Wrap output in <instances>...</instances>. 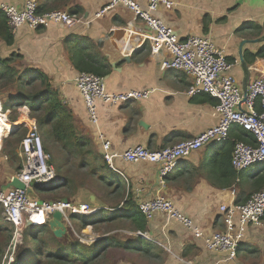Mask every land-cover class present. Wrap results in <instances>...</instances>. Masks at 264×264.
<instances>
[{
	"label": "crops",
	"instance_id": "0c3cea01",
	"mask_svg": "<svg viewBox=\"0 0 264 264\" xmlns=\"http://www.w3.org/2000/svg\"><path fill=\"white\" fill-rule=\"evenodd\" d=\"M107 1L38 0V6H43L41 11L67 10L90 17ZM171 1L172 8H162L157 15L181 39L191 35L210 38L224 50L227 59H231V72L240 83L242 70L239 65V43L243 39H252V33L248 34L252 29L256 36L264 32V0ZM0 2L22 9L25 0ZM203 22L206 31L203 30ZM248 24L262 29L259 32L258 28H248ZM147 32L143 22L133 21L128 10L117 7L89 25L66 28L62 24H51L36 29L22 26L13 33L12 45L6 47L10 54H19V68L36 69L47 76L51 89L57 92L59 100L70 112L76 134L85 142L80 148L86 147L90 154L101 156L102 139L110 142L112 152L121 153L135 145L155 150L194 138L218 122V100L206 93L188 95L186 92L192 78L180 70L161 67V63L171 56L166 49H155L145 37ZM75 43L83 47L79 53L82 59L90 56L94 62L106 67L102 77L108 91H148L147 96L120 105L96 101L98 123L93 125L88 120L74 81L77 73L81 72L74 68L72 62V54L78 50ZM263 44L248 42L243 46V52H256ZM263 60L264 57H258L245 62L250 70L249 81L258 75ZM22 107L24 111L26 105ZM140 121L147 127L140 126ZM46 143L49 141L44 136L45 149ZM50 143L58 145L52 141ZM219 145L212 142L180 159L178 166L166 177L164 186L158 183L156 164L131 163L115 158L114 164L120 170L117 173L105 163L104 168L96 172L101 184L90 193L94 195L93 206L100 208L99 212L94 215H73L72 221L84 217L91 219L92 216H95L92 219H97L100 214L116 216L115 221L120 224L114 233L118 234V238L127 236L130 239L116 241L115 244L128 240L134 244L139 239L149 241L190 263L264 264V228L259 226L246 227L233 260L205 248V240L213 232L224 229L219 206L242 203L253 192L264 187V178H261L264 176V164L253 165L241 172L238 182L220 177L213 161ZM107 176L106 181L104 178ZM157 193L170 199L181 213L193 220L200 230L199 237L161 213H156L149 220L143 217V230L132 221L134 212L131 208ZM71 202L86 203L80 199ZM31 223L28 221L27 225ZM85 226H90L87 228L89 235L97 236L94 243L100 244L99 236L92 231L91 225ZM138 231L145 236L137 235ZM66 233L72 236L69 230ZM113 240L111 237L102 239L105 242Z\"/></svg>",
	"mask_w": 264,
	"mask_h": 264
},
{
	"label": "built area",
	"instance_id": "2783aa9c",
	"mask_svg": "<svg viewBox=\"0 0 264 264\" xmlns=\"http://www.w3.org/2000/svg\"><path fill=\"white\" fill-rule=\"evenodd\" d=\"M172 6L171 0H108L94 12L93 16L86 17L67 10L40 12L37 11L38 0H25L22 9L0 2V11L4 13L8 27L14 33L22 26L36 29L51 24H62L66 28L79 24L89 25L95 19L113 12L117 7H122L132 14L133 21L143 22L148 30L145 37L155 49L163 48L169 52L171 58L163 61L161 67L180 70L192 78V83L186 92L188 95L206 93L218 100L216 105L218 122L198 136L174 145L155 150L143 145H135L117 153L111 151L109 141L102 139L101 157L111 170L120 173L114 164L115 158L131 163H153L158 166V183L164 186L166 177L178 166L180 159L212 142L222 144L229 139L230 132L235 126L243 128L253 137V143L234 141L231 165L235 172H243L253 165L264 164V60L262 69L257 71L258 75L248 82L246 99L242 100L240 83L231 72L232 63L227 60L224 50L206 36L191 35L183 39L179 38L173 28L157 15L160 9H171ZM74 81L84 102L88 120L93 125L98 123L96 101L120 105L144 98L149 93L137 90L110 92L101 75L87 71L78 72ZM257 100L260 111L256 110ZM0 114L10 121L9 109L4 111L1 102ZM21 124L26 129L18 144L21 164L9 181L17 177L25 188H30L32 192L33 186L44 188L55 185L61 178L57 176L50 162L51 157L45 150L41 129L37 126L35 118H27ZM10 132L11 130L8 132L0 130V133H3L0 137V147L2 140ZM236 181L238 182V179ZM0 205L4 218L11 228L8 245L11 253L6 264H13V255L23 242L24 228L30 221L25 219V216L47 223L52 218V214L59 211L65 229L69 230L77 241L89 245L97 240L94 235L87 233V228L90 226H85L86 229H78L72 221L73 215H94L99 212L100 208L89 203H74L66 200L43 201L25 190L10 187L0 189ZM137 207L146 220L151 219L156 213H161L190 230L195 237L200 236V230L193 220L181 213L170 199L160 193L139 201ZM219 211L224 229L213 232L205 240L204 245L208 251L221 253L226 259L233 260L246 227L255 225L264 228V187L253 192L242 203L220 205ZM136 234L145 236L140 231ZM14 264H17L16 260Z\"/></svg>",
	"mask_w": 264,
	"mask_h": 264
},
{
	"label": "rangeland",
	"instance_id": "374dc122",
	"mask_svg": "<svg viewBox=\"0 0 264 264\" xmlns=\"http://www.w3.org/2000/svg\"><path fill=\"white\" fill-rule=\"evenodd\" d=\"M57 10V9H55ZM256 31V30H255ZM252 33V34H251ZM251 34L250 38L255 39L254 29L248 31ZM264 32L262 31V35ZM4 41L0 38V57L11 58L10 66L14 65L16 68V74L11 77L7 76L2 81H0V102L12 103L9 109V120L11 122H18L22 117L34 118L29 115V108L24 99H20L18 91H22L24 94H34L40 91L43 86L41 85L39 79H36L29 85H24L29 79L26 73V69L19 68L20 58L19 54L8 52V47ZM10 46V45H9ZM13 66V67H14ZM4 69L0 67V73ZM238 80V79H237ZM10 82V83H8ZM12 82V83H11ZM21 83L23 86H21ZM21 86V89L20 87ZM26 105L25 110L22 111V106ZM38 114V113H37ZM12 116L16 117V121L11 119ZM22 122L16 124V129L19 127V132L15 135L9 133L1 143L0 147V189L5 188L6 184L9 182L11 176L17 172L19 165L21 164V157L18 153V139H21L26 133L25 126L21 124ZM49 126L45 125L41 129V134L49 141L46 143V151L51 157V164L53 165L57 176L61 178L54 187H58L51 191H44L43 187H34L33 194L40 200L43 201H77L80 199L82 202H89L88 195L92 193V189L96 190L101 184V178L96 177L97 170H102L104 168L105 162L102 160L101 156H94L89 153V149L79 148L74 154L68 155L63 151L58 145L50 143V136L48 135ZM15 155H12L14 154ZM250 168V167H249ZM253 168L249 169L252 170ZM106 171L104 172V174ZM101 174L100 176H103ZM106 181L108 176L105 177ZM91 217V216H90ZM95 217L92 216L91 219ZM27 220H33V218H28ZM74 225L78 229H86L85 226L81 225V218H76ZM33 225L24 228L23 242L20 245V249L16 251L13 255V264L15 260L17 264H35L36 260H40L41 264H189V261L177 256L168 249L158 244L155 248L147 254L139 252L137 250H132V248H123L115 244L116 241L123 242L124 240L130 239L127 236L124 238H118V234L114 233L118 229L119 222L114 221L110 223L101 222L91 225L92 231L99 236L98 248L95 249V258L90 259L86 263L81 260V253H87L91 248V244H84L79 242L75 244V238H73L66 230L65 234L61 238L53 237L50 233L52 230L43 229L40 233L32 232L33 227L37 225H43V221L35 218L33 220ZM31 223V224H32ZM33 235H30V234ZM96 238L97 236L94 235ZM11 237L10 225L4 218L3 209L0 205V264H6L10 258V251L8 250V245ZM105 237H111L114 240L105 242L102 241ZM102 241V242H101ZM129 241V240H128ZM127 241V242H128ZM131 241V240H130ZM93 244V243H92ZM131 244V243H129ZM93 246V245H92ZM76 251V253H73ZM83 251V252H79ZM58 255H63L59 258ZM194 263V262H193ZM195 264V263H194Z\"/></svg>",
	"mask_w": 264,
	"mask_h": 264
},
{
	"label": "trees",
	"instance_id": "16d2710c",
	"mask_svg": "<svg viewBox=\"0 0 264 264\" xmlns=\"http://www.w3.org/2000/svg\"><path fill=\"white\" fill-rule=\"evenodd\" d=\"M43 10V6L39 5L37 7V11ZM203 30L206 31V25L205 22H203ZM258 28L259 32L262 29L261 27H258L254 24H248V28ZM263 27V26H262ZM260 34V33H259ZM0 38L4 41V43L9 46L13 43V33L8 27L6 17L3 12L0 11ZM76 48L78 49L74 54H72V62L73 66L78 71H87L92 72L98 75H103L106 72V67L104 65H101L99 63H96L93 61V59L90 56H87L86 59H82L79 53H81V50H83V47L80 43L74 44ZM264 57V44L263 46L257 50L256 52H250L249 50H245L243 52V59L245 62H249L252 60H255L256 58ZM231 62V59H227ZM11 58H0V67L4 69L2 73H0V81L4 79L7 76H12L13 74H16V68L10 66ZM28 76V80L25 82L24 85H29L32 82H34L36 79H39L41 85L43 88L34 93V94H24L21 90L18 91V95L20 99H24V102L27 103L29 108V115L33 116L36 120L37 126L42 129L43 126L47 125L49 126V132L48 135L50 136V141L55 142L58 144V146L65 151L68 155L74 154V152L80 148L81 145H83L85 142H83V138L79 137L75 132V127L72 123V117L70 112L63 106L61 101L58 98L57 92L51 89L49 81L47 76L40 72L39 70L32 69V70H26L24 74ZM10 83V82H8ZM12 83V82H11ZM21 86L22 83H21ZM21 86L20 89H21ZM13 103V102H12ZM12 103H3L2 109L4 111L10 109V105ZM259 100L256 101V110L260 111L259 106ZM38 113V114H37ZM11 119L13 121H16V117L12 116ZM20 128V127H19ZM19 128L16 129L13 133V135L17 134L19 132ZM21 139H18V144ZM235 140H241L245 142L253 143V137L251 134H249L247 131H245L243 128L237 126L234 127L230 132V137L225 142L219 145V148L217 150V154L215 155L213 161H214V169L218 173V175L224 179H230L236 180L239 178V175L241 172L237 173L233 169L231 165V153L234 145ZM44 142V141H43ZM45 147V145H44ZM46 150V149H45ZM15 155V152L14 154ZM20 165L17 169L19 170ZM261 178L263 179L264 176L262 175ZM58 187H44V191H51ZM134 212L132 221L135 222L138 227L143 230L145 227V223L143 221V215L139 211L138 207L131 208ZM116 220V216H103L98 215L97 219H89V217H84L81 219V225H94L101 222L110 223ZM8 223V222H7ZM27 225V228L29 229L30 225ZM48 229L49 226L47 223H43V225L39 226L36 224L35 227L31 230L32 232L40 233L43 229ZM53 237H55L50 232ZM30 234V233H29ZM33 235V234H30ZM24 237V233H23ZM75 244H79L77 240H75ZM93 245V246H92ZM124 248H132V250H137L139 252H142L144 254L149 253L155 248V245L152 244L149 241L141 240L139 239L134 244H129V242L120 243L118 244ZM21 246L17 247L18 251ZM91 248L87 253H81V260L82 262L86 263L92 258H95L96 250L99 246L98 244L94 243L91 244ZM83 252V251H79ZM73 253H76V251H73ZM59 258H62L63 255H58ZM35 264H41L40 260H36Z\"/></svg>",
	"mask_w": 264,
	"mask_h": 264
},
{
	"label": "water",
	"instance_id": "95a60500",
	"mask_svg": "<svg viewBox=\"0 0 264 264\" xmlns=\"http://www.w3.org/2000/svg\"><path fill=\"white\" fill-rule=\"evenodd\" d=\"M248 42H252V43H264V34L255 38V39H251V40H246L243 39L240 41L239 43V49H238V55H239V65L240 68L242 70V78H241V82H240V86H241V90H242V100L246 99V95H247V85L249 82V78H250V73H249V68L246 65L244 59H243V46L248 43ZM140 126H143L144 128L147 127L146 124H144V122L140 121L139 122ZM16 126H14L11 130V133H13L16 130ZM17 188L20 190H25L28 194L33 195V192L30 188H25V185L20 182L18 180L17 177H13L7 184H6V188ZM89 204H91L93 206L94 204V195L90 194L89 197ZM95 206V205H94ZM61 213L59 211H56L52 214V218L50 220H48L47 224L50 227V229L52 230L53 235L56 238H61L65 232V226L61 221Z\"/></svg>",
	"mask_w": 264,
	"mask_h": 264
},
{
	"label": "bare ground",
	"instance_id": "6f19581e",
	"mask_svg": "<svg viewBox=\"0 0 264 264\" xmlns=\"http://www.w3.org/2000/svg\"><path fill=\"white\" fill-rule=\"evenodd\" d=\"M25 119H22L18 122H11L3 118V116L0 114V130H4V132H8L12 130V128L15 126V124H18L20 122H24ZM3 136V133H0V137Z\"/></svg>",
	"mask_w": 264,
	"mask_h": 264
}]
</instances>
